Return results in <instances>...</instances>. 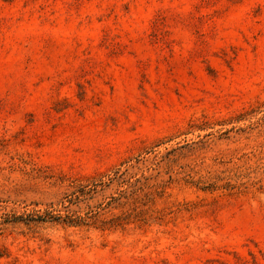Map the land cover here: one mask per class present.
I'll list each match as a JSON object with an SVG mask.
<instances>
[{"label":"rangeland","instance_id":"1","mask_svg":"<svg viewBox=\"0 0 264 264\" xmlns=\"http://www.w3.org/2000/svg\"><path fill=\"white\" fill-rule=\"evenodd\" d=\"M0 264H264V0H0Z\"/></svg>","mask_w":264,"mask_h":264}]
</instances>
